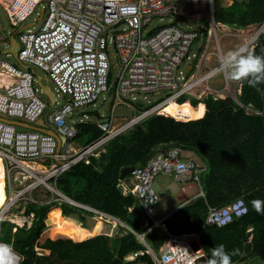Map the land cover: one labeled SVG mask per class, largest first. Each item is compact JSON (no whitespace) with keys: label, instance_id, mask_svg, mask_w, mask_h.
Returning <instances> with one entry per match:
<instances>
[{"label":"built area","instance_id":"built-area-1","mask_svg":"<svg viewBox=\"0 0 264 264\" xmlns=\"http://www.w3.org/2000/svg\"><path fill=\"white\" fill-rule=\"evenodd\" d=\"M39 5H42L40 25L34 29H29V25L16 35L17 64L0 59V114L30 125L45 115L48 102L41 98V89L30 67L37 68L54 87L57 108L47 114V124L58 135L64 136L66 142L60 143L58 151L59 142L51 135L36 129L16 131L13 124L0 120V156L7 174L20 171L37 177L34 164L47 162L43 184L53 195L50 201L92 211L98 220L112 224V228L117 224L125 226L105 213L70 200L51 181L77 162L87 163L89 156L103 151L107 141L150 115H166L161 111L162 107L170 101L177 103L183 96L205 93L215 99L228 97L245 114H261L240 99L242 82L230 81L224 76L223 92L207 86L215 74H224L216 30L225 25L214 20L213 0H0L9 25L16 30L21 29ZM178 22L197 23L199 27L181 29ZM226 28L228 32L224 34L239 40L249 51L256 46L258 36L264 34V23L255 31ZM206 31L214 36L216 51L213 55L218 61L210 69V53L206 52L205 44L192 52L200 35ZM109 32L113 33L110 37ZM110 54L120 65L114 78ZM19 63L29 69L22 68ZM159 91L168 92L160 103L144 108L139 114L135 112L123 124L115 120V110L119 107L135 111L129 95ZM106 92L111 94V106L108 115L100 114L101 118L97 120L100 137L85 146L73 148L75 123L67 116L77 108L94 104ZM64 97V103L58 106V100ZM190 100L185 101L190 103ZM205 171V165L177 146L157 153L142 167L133 169L130 186L124 192L129 191L135 196L144 216L151 220L148 230L159 228L166 236L158 252H154L144 241L145 233L135 234L146 247L153 264H201L200 259L206 258L198 233L175 235L166 230L163 218H152L158 202V186L154 179L159 174L171 177L180 185L181 192L188 185L197 189L196 194L185 198L183 204H187L204 197L200 176ZM36 185L21 190L18 195L27 189H35ZM246 213V205L239 197L223 206L209 207L205 222L224 226Z\"/></svg>","mask_w":264,"mask_h":264},{"label":"trees","instance_id":"trees-1","mask_svg":"<svg viewBox=\"0 0 264 264\" xmlns=\"http://www.w3.org/2000/svg\"><path fill=\"white\" fill-rule=\"evenodd\" d=\"M213 13L216 22L231 30H256L264 23V0H213ZM251 51L264 55V34L258 36ZM240 99L261 114H245L228 97L183 96L162 107L166 115H150L107 141L103 151L89 156L87 163L79 161L51 181L75 203L125 225L117 224L114 233L77 237L66 218L71 215L83 220L87 214L96 218L95 213L65 202L25 201L22 215L32 217L30 226L0 219V240L13 244L20 253V264H153L135 234L145 233L144 241L154 252L166 236L159 228L148 230L151 220L144 216L135 196L121 186L132 174L121 179L120 172L124 167H142L157 153L177 146L206 166L200 176L204 197L169 214L162 222L166 230L175 235L198 233L207 261L212 248L224 244L226 251L239 249L242 253L231 257L232 264L264 263V214H257L251 204L254 199L264 200V82L256 87L242 82ZM132 105L135 112L143 110L137 102ZM96 120L75 123L72 142L82 147L100 137ZM0 195L1 210L7 198L4 183H0ZM239 197L246 205L245 215L224 226L206 224L209 207ZM41 235L45 237L42 242Z\"/></svg>","mask_w":264,"mask_h":264},{"label":"rangeland","instance_id":"rangeland-1","mask_svg":"<svg viewBox=\"0 0 264 264\" xmlns=\"http://www.w3.org/2000/svg\"><path fill=\"white\" fill-rule=\"evenodd\" d=\"M227 3V0L225 1ZM41 9L42 5H39L35 12L25 20V22L20 26H26L27 23H32L33 25L29 29H34L37 28L40 23H41ZM166 21V20H165ZM199 24H193V23H188V22H178L177 26H179L181 29L185 28H192V29H198ZM9 24L6 18V15L4 11L0 7V29L1 33L5 34L8 32ZM230 29V28H229ZM231 30V29H230ZM200 31H202L200 29ZM228 32L226 26L222 27L220 30H216V37L219 38V46L221 49V52L223 55H225L229 50L235 49L237 46H240V41L231 38L229 36H226L224 32ZM255 31V30H253ZM113 33L109 32L108 36H112ZM203 40V41H202ZM205 44L207 46L206 52L210 53L209 55V69L215 67L218 64V61L216 57L213 55V53L216 51V45H215V40L214 36H212L208 31L203 32L198 41L195 43L194 48L192 49V52H195L197 50V47L199 45ZM111 64L113 66V71H112V78L116 77L120 70V65L117 64V61L115 57L109 55ZM0 59H7L11 63L17 64V62L12 58V57H5V55L0 54ZM34 74L40 75L42 77V82L47 83L50 87V89L53 91L54 87L53 84L49 81H45L46 77L43 72L38 70L37 68L30 67ZM224 74L223 73H217L215 74L208 82L207 86L215 91L218 92H223V86H224ZM168 94L167 91H159L157 93H149V94H141V93H133L129 95V100L131 102H137L141 105L142 109L148 108L152 105H155L162 99L166 97ZM225 94V93H224ZM209 96L208 94H202V98ZM198 96V95H197ZM134 97V98H133ZM212 97V96H211ZM41 98L44 101H47V98L44 95H41ZM201 98V99H202ZM213 98V97H212ZM215 99V98H214ZM218 99V98H217ZM111 100V94L110 92L103 93L92 105L84 106L81 108H77L73 111V114L68 115L67 119L72 120L74 123L78 122H88V121H95L96 114H103L106 105L108 102ZM65 101V97L63 99L58 100V106L62 105ZM53 109L57 108V105L54 107H51ZM50 108H48L49 110ZM51 109V110H53ZM45 114H47L51 111H48ZM136 114H139V112H136ZM44 116V119H46ZM115 120L119 122L120 124H123L127 121V119L122 118V117H116ZM97 121V120H96ZM77 144V145H76ZM74 144V142H71V146L73 148L79 147L80 145L78 143ZM192 158L197 160L193 155ZM47 162H37L34 164L37 172L35 173L37 177L34 175H28L20 171H12L11 173L7 174V171L4 167L5 170V176H6V191H7V196H8V201H11L14 199L13 204L6 209L4 214L1 216L0 219L3 220H9L12 223H14L17 226H22L24 224H27V226H30V223L32 221V217H25L22 215L23 213V206L25 204V201H33L37 202V204L43 203V202H49L51 199V196L46 194L48 189L46 186L43 184L44 181V176L45 172H43L47 168ZM38 178V179H37ZM41 180V181H40ZM154 182L157 184L159 191L157 193L158 195V202L155 205L152 213V218L155 220H158L162 217H164L168 212L171 210H175L180 206V204H183L185 201V198L189 197L192 195L191 193L194 191V188H187L182 194L180 192V185L176 183L171 177L165 175V174H159L155 179ZM0 183H2L0 181ZM49 183V182H47ZM32 184H38L36 185V188L33 189V191L27 190L24 191L22 194L18 195L19 192L21 193V190L26 189L27 187L31 186ZM50 192V191H49ZM51 193V192H50ZM85 219H79L75 216H70V220H65L67 223L68 228L72 231V233L77 236V237H82L84 238V229L87 231L86 236L92 237L97 234H111L114 229L112 228V224H107L105 222H102L98 220V217L94 218L91 217L90 215H85ZM82 228L83 231H82ZM114 233V232H113ZM83 234V236L81 235ZM87 237V238H89ZM44 236L41 235L39 241L42 242L44 240ZM86 239V238H84ZM259 264H263L258 262Z\"/></svg>","mask_w":264,"mask_h":264},{"label":"clouds","instance_id":"clouds-1","mask_svg":"<svg viewBox=\"0 0 264 264\" xmlns=\"http://www.w3.org/2000/svg\"><path fill=\"white\" fill-rule=\"evenodd\" d=\"M221 65L224 69L225 78L230 81H246L253 87H256L261 82H264V55L254 54L252 51H249L245 45H240L233 50H229L221 57ZM257 91H259V88H257ZM51 109L52 108L48 111ZM44 116L42 118H44ZM251 204L257 214H264V200L254 199L251 201ZM238 254H242L239 249L226 251L224 244H219L212 248L211 258L206 262L207 264H232L231 257ZM0 264H20V253L14 249L12 243L0 240Z\"/></svg>","mask_w":264,"mask_h":264},{"label":"water","instance_id":"water-1","mask_svg":"<svg viewBox=\"0 0 264 264\" xmlns=\"http://www.w3.org/2000/svg\"><path fill=\"white\" fill-rule=\"evenodd\" d=\"M29 25L32 26V24H29ZM26 28H28V25L22 27L18 31H16L14 28L11 30L12 35H11L10 40H9L8 49H5L3 51V55H8V56L12 57L15 61H17L18 43L16 40V35H17V33H19L20 31H22ZM19 65L24 69H29V67L27 65H23L20 63H19ZM35 79H36V84L41 89L42 94L47 98L49 108L53 107L54 106V98H53L54 93H53V91L50 89V87L47 83L42 82V77L40 75L35 74ZM45 81L47 82V79H45ZM110 106H111V101H109L108 104L106 105V109L103 113V116L108 115ZM133 115H134V111L132 109L126 108L124 106L119 107L115 110V116L116 117H122L125 119H130V118H132ZM95 117L97 120H99L101 118L100 114H96ZM0 120L13 124L15 126L16 131H28V130L36 129V130H39V131H42L44 133L51 135L53 138H55L59 142L58 151L61 148L60 143L66 142V138L64 136L58 135L50 126H48L44 122L43 118H41L39 121H36L33 125L8 119L6 116L1 115V114H0ZM22 126H24V127H22ZM133 169H134V167L122 168L121 172H120V178L122 179L125 175L132 173ZM9 204L11 205L12 202H10ZM47 223H48V220H44V224H47ZM200 261H201V264H207L206 258H201Z\"/></svg>","mask_w":264,"mask_h":264},{"label":"crops","instance_id":"crops-1","mask_svg":"<svg viewBox=\"0 0 264 264\" xmlns=\"http://www.w3.org/2000/svg\"><path fill=\"white\" fill-rule=\"evenodd\" d=\"M2 9V8H1ZM3 10V9H2ZM9 24V23H8ZM29 24H31V23H27L26 25H29ZM22 28V27H21ZM13 28L9 25V28H8V32L7 33H5V34H3V33H1V29H0V54H3V51L5 50V49H8V45H9V40H10V37H11V30H12ZM15 29V28H14ZM16 30V29H15ZM18 31V30H17ZM5 57H9V56H6L5 55ZM17 62V61H16ZM40 120V119H39ZM39 120H37V121H39ZM43 120H44V122L47 124V121H46V119H44L43 118ZM74 144H76L75 142H74ZM77 145V144H76ZM79 147H81V146H79ZM187 155H189V156H191L192 157V153H190V152H187ZM194 156V155H193ZM195 157V156H194ZM196 158V157H195ZM130 183L131 182H126V181H124V182H122V188H123V190L125 191L129 186H130ZM177 183V182H176ZM189 187H191V188H194V191L191 193L192 195H190V196H193L194 194H196V192H197V189L193 186V185H188V186H186V190H187V188H189ZM203 190V189H202ZM158 191H159V188H158ZM180 192H181V190H180ZM183 192H181V194H182ZM203 194H204V192H203ZM183 195V194H182ZM199 198V197H198ZM182 204H180V206H181ZM179 206V207H180ZM178 207V208H179ZM178 208H176V209H178ZM175 209V210H176ZM175 210H171L170 212H168L164 217H162L163 219H165L169 214H171L172 212H174ZM71 216V215H70ZM70 216H68L66 219L67 220H70ZM162 218H160V219H162ZM159 220V219H158ZM72 230V229H71ZM83 233H84V238H87V237H89V236H86V235H88L87 234V231H85V229H84V231H83ZM82 236H83V234H81ZM206 261H207V259H206ZM261 263V262H260ZM256 264H259V263H256ZM264 264V263H263Z\"/></svg>","mask_w":264,"mask_h":264},{"label":"bare ground","instance_id":"bare-ground-1","mask_svg":"<svg viewBox=\"0 0 264 264\" xmlns=\"http://www.w3.org/2000/svg\"><path fill=\"white\" fill-rule=\"evenodd\" d=\"M202 94H204V93H202ZM202 94L201 95H198V96H194V98L201 99L203 97ZM0 181L2 183H4L5 184V187H6V176H5V170H4L3 161H2V157L1 156H0ZM13 201H14V199H12L10 202H13ZM10 202L8 201V196H7L5 202H4V204H3V206H2V208L0 210V217L4 214V212L6 211V209L10 206V204H9Z\"/></svg>","mask_w":264,"mask_h":264}]
</instances>
